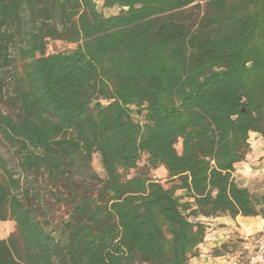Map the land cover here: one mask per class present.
I'll return each mask as SVG.
<instances>
[{
	"label": "trees",
	"instance_id": "trees-1",
	"mask_svg": "<svg viewBox=\"0 0 264 264\" xmlns=\"http://www.w3.org/2000/svg\"><path fill=\"white\" fill-rule=\"evenodd\" d=\"M103 5L119 11L0 0V135L17 160L0 151V220L16 224L0 264H190L205 218H264L233 174L264 137V0ZM51 39L76 46L48 53Z\"/></svg>",
	"mask_w": 264,
	"mask_h": 264
},
{
	"label": "rangeland",
	"instance_id": "rangeland-1",
	"mask_svg": "<svg viewBox=\"0 0 264 264\" xmlns=\"http://www.w3.org/2000/svg\"><path fill=\"white\" fill-rule=\"evenodd\" d=\"M97 7L103 11L105 14H114L119 11L118 7L106 8L103 5V0H97ZM207 4L205 2H201L199 6L189 8L190 13L202 12L206 9ZM76 46L75 43H71L61 39H51L48 45V53L59 52V51H71ZM106 103L105 100H103ZM4 109L7 110V106H4ZM134 120L143 123L144 116L139 115L137 113L133 114ZM249 141L251 143V148L246 158L237 163L236 170L234 171L235 180L244 186H248L254 193L259 195H264V137L259 133L252 132L250 134ZM177 147L181 148V141L177 143ZM0 151L6 157H9L11 160V164H16V159L12 157L11 152L8 150L7 146L2 142L0 135ZM144 159L140 162V165H143ZM93 166L99 172L100 175L104 176L105 171L102 165L101 156L99 153H95L93 155ZM134 170L131 171V174H134ZM153 175L160 179L165 185H170L168 183L167 171L162 166L153 171ZM179 194L184 193L182 190L178 191ZM259 218L262 216H258ZM263 218V217H262ZM264 219V218H263ZM243 225L249 226L251 224V220L246 219L242 222ZM261 227L253 228L250 231H256ZM16 232V224L13 220H0V238H7L9 235ZM248 235L241 234L238 232H233L232 239L225 242L230 243L232 245L233 251L224 255V259L229 260V258L233 255L242 254L244 255V242L245 237ZM222 245L217 244L211 248L210 254L212 253L215 247ZM222 264V263H221ZM224 264H228L226 261Z\"/></svg>",
	"mask_w": 264,
	"mask_h": 264
},
{
	"label": "built area",
	"instance_id": "built-area-1",
	"mask_svg": "<svg viewBox=\"0 0 264 264\" xmlns=\"http://www.w3.org/2000/svg\"><path fill=\"white\" fill-rule=\"evenodd\" d=\"M232 236L233 232L227 226L207 229L204 243L201 245L203 253L210 254V244L213 242L215 245L221 244L231 240ZM244 252V255L231 256L228 264H264V227L245 237Z\"/></svg>",
	"mask_w": 264,
	"mask_h": 264
},
{
	"label": "crops",
	"instance_id": "crops-1",
	"mask_svg": "<svg viewBox=\"0 0 264 264\" xmlns=\"http://www.w3.org/2000/svg\"><path fill=\"white\" fill-rule=\"evenodd\" d=\"M246 219L251 220V224L249 226L242 224V222ZM205 220H207L208 229L227 226L232 230V232H238L246 235H250L264 227V219L262 217L259 218L258 216L250 217L238 215L236 217H232L231 215H221L210 219L205 218ZM259 226L261 227L260 229H257L253 232L250 231L251 229L257 228ZM210 246L212 248L213 246H215V243L213 242L212 244H210ZM223 257L224 256L216 258L213 257L211 254H205L203 253L202 248H200V254L195 257H192L190 259V264H224L226 261L228 262V260L224 259Z\"/></svg>",
	"mask_w": 264,
	"mask_h": 264
},
{
	"label": "bare ground",
	"instance_id": "bare-ground-1",
	"mask_svg": "<svg viewBox=\"0 0 264 264\" xmlns=\"http://www.w3.org/2000/svg\"><path fill=\"white\" fill-rule=\"evenodd\" d=\"M261 225V224H260Z\"/></svg>",
	"mask_w": 264,
	"mask_h": 264
}]
</instances>
